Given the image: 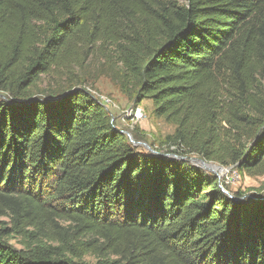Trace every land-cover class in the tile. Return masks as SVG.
I'll return each instance as SVG.
<instances>
[{"label": "trees", "instance_id": "16d2710c", "mask_svg": "<svg viewBox=\"0 0 264 264\" xmlns=\"http://www.w3.org/2000/svg\"><path fill=\"white\" fill-rule=\"evenodd\" d=\"M97 44L175 128L164 153L134 147L84 81L33 97ZM258 78L264 0H0V264H264V200L187 160L264 176Z\"/></svg>", "mask_w": 264, "mask_h": 264}, {"label": "rangeland", "instance_id": "374dc122", "mask_svg": "<svg viewBox=\"0 0 264 264\" xmlns=\"http://www.w3.org/2000/svg\"><path fill=\"white\" fill-rule=\"evenodd\" d=\"M97 47L98 44L89 49L81 48L79 52L80 67H73L68 72L65 70L52 71L40 76L32 88L33 97H41L42 94L56 90L71 77L76 78L77 81H84L85 86L91 89L92 93L106 107L115 127L123 131V133L131 135L135 143H140V145L135 144L134 147L145 149L142 145L145 144L150 149L153 148L164 153L167 148L166 146H162L161 143H163L167 136L173 134L175 128L162 120H155L151 117L152 106L149 101H143L137 105L121 92L120 80L122 69L117 62L113 48L107 47L105 50H100ZM257 89L264 97V79L258 78ZM136 109H140L144 114V119L141 121L133 119V112ZM187 160L200 168L205 174L216 177L219 186L224 187L231 197L241 193L244 197L238 200L247 205L255 203L257 200H264V176H249L240 173L234 167H221L215 162L205 161L195 154L189 155ZM199 161L205 162L207 168H203ZM0 222H3L5 227L11 229L10 220L0 218ZM6 240L15 248H21L19 243L22 240L20 237L11 235ZM84 260L94 262L92 257H85Z\"/></svg>", "mask_w": 264, "mask_h": 264}, {"label": "water", "instance_id": "95a60500", "mask_svg": "<svg viewBox=\"0 0 264 264\" xmlns=\"http://www.w3.org/2000/svg\"><path fill=\"white\" fill-rule=\"evenodd\" d=\"M125 135L129 138V141L133 144V145H140V143H135L134 140L132 139L131 135H129L128 133H125ZM145 149L148 151V152H151L153 154H155V152H153L148 146H146L145 144H142ZM199 163L202 165L203 168H207V165L205 162L203 161H199ZM220 170H222V168L219 167ZM231 197V196H230ZM232 198V197H231Z\"/></svg>", "mask_w": 264, "mask_h": 264}, {"label": "built area", "instance_id": "2783aa9c", "mask_svg": "<svg viewBox=\"0 0 264 264\" xmlns=\"http://www.w3.org/2000/svg\"><path fill=\"white\" fill-rule=\"evenodd\" d=\"M133 119L135 121H141L142 119H144V114L141 112L140 109H136L134 112H133ZM222 188V186H221Z\"/></svg>", "mask_w": 264, "mask_h": 264}]
</instances>
